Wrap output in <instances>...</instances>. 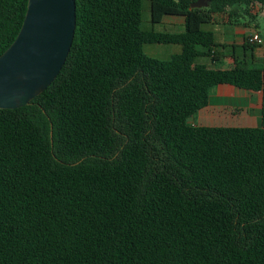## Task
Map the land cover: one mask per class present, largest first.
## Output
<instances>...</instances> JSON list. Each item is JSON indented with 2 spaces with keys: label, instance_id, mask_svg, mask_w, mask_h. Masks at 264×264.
I'll use <instances>...</instances> for the list:
<instances>
[{
  "label": "trees",
  "instance_id": "1",
  "mask_svg": "<svg viewBox=\"0 0 264 264\" xmlns=\"http://www.w3.org/2000/svg\"><path fill=\"white\" fill-rule=\"evenodd\" d=\"M76 0L74 41L60 73L28 105L0 109V264H264L262 65L218 62L213 14L254 22L264 0ZM28 0H0V55ZM258 28V24H257ZM147 43L178 44L168 59ZM262 91L260 126L190 118L219 84Z\"/></svg>",
  "mask_w": 264,
  "mask_h": 264
},
{
  "label": "water",
  "instance_id": "2",
  "mask_svg": "<svg viewBox=\"0 0 264 264\" xmlns=\"http://www.w3.org/2000/svg\"><path fill=\"white\" fill-rule=\"evenodd\" d=\"M196 0L191 8L208 7ZM77 26L76 0H28L22 27L0 55V109L28 105L63 68Z\"/></svg>",
  "mask_w": 264,
  "mask_h": 264
},
{
  "label": "crops",
  "instance_id": "3",
  "mask_svg": "<svg viewBox=\"0 0 264 264\" xmlns=\"http://www.w3.org/2000/svg\"><path fill=\"white\" fill-rule=\"evenodd\" d=\"M221 14H213L205 29L215 34L218 44L216 50L222 54L216 63L203 61L209 67H233L237 62L249 63L251 66L262 65L263 50L261 47L251 48L246 39L259 33L256 22L247 18L229 23ZM162 23L171 29L184 26L185 16L165 15ZM207 27V28H206ZM176 32L174 30H169ZM181 49V48H180ZM196 121L190 123L204 126H260L262 121V91L239 88L232 84H219L211 93L209 105L198 111ZM228 123V124H227Z\"/></svg>",
  "mask_w": 264,
  "mask_h": 264
},
{
  "label": "rangeland",
  "instance_id": "4",
  "mask_svg": "<svg viewBox=\"0 0 264 264\" xmlns=\"http://www.w3.org/2000/svg\"><path fill=\"white\" fill-rule=\"evenodd\" d=\"M143 20L141 23V28L143 30H158V31H169L174 30L176 32H181L184 30V26H178L176 29H171L166 26L165 23H152L151 21V13H150V0H144L143 2ZM249 20V16L246 17ZM256 24H258V28L263 27V15L259 13L255 19ZM207 28V27H206ZM181 46L178 44H155V43H147L144 45V51L150 56L160 58V59H168L172 54H175L180 51ZM208 60V63L211 62L209 57H200L198 61L203 62ZM206 63V62H205ZM219 65V62H218ZM215 88L212 90L214 93ZM198 114H195L190 118L192 121L197 120ZM228 124V123H227Z\"/></svg>",
  "mask_w": 264,
  "mask_h": 264
},
{
  "label": "built area",
  "instance_id": "5",
  "mask_svg": "<svg viewBox=\"0 0 264 264\" xmlns=\"http://www.w3.org/2000/svg\"><path fill=\"white\" fill-rule=\"evenodd\" d=\"M249 38L251 41L262 42V38L259 33H254Z\"/></svg>",
  "mask_w": 264,
  "mask_h": 264
}]
</instances>
